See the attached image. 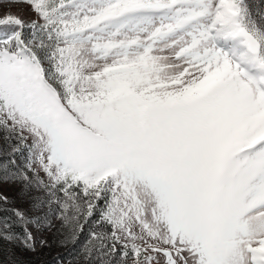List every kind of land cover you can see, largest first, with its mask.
Here are the masks:
<instances>
[{
  "label": "snow or ice",
  "instance_id": "snow-or-ice-1",
  "mask_svg": "<svg viewBox=\"0 0 264 264\" xmlns=\"http://www.w3.org/2000/svg\"><path fill=\"white\" fill-rule=\"evenodd\" d=\"M0 131V264H264V0H0Z\"/></svg>",
  "mask_w": 264,
  "mask_h": 264
},
{
  "label": "rangeland",
  "instance_id": "rangeland-1",
  "mask_svg": "<svg viewBox=\"0 0 264 264\" xmlns=\"http://www.w3.org/2000/svg\"><path fill=\"white\" fill-rule=\"evenodd\" d=\"M3 136V132L0 131V137ZM3 141L0 139V144ZM12 143L15 144L17 141L15 139L12 140ZM27 152L24 151L21 156L17 157L18 164L23 165L24 158H26ZM0 191H3L14 203L11 204H2L0 203V208H21L26 207V201L22 200L18 196V187L13 185H2L0 186ZM11 215V212H3L0 211V216ZM47 239L50 241V246L44 247L42 249H38L35 253L25 252L23 254L18 253L20 258L26 262V264H70L72 257L76 255L79 251V245L75 248L72 247H61L58 246L54 241L50 234H44ZM88 237V227L86 226L83 235L80 238V243L83 244Z\"/></svg>",
  "mask_w": 264,
  "mask_h": 264
}]
</instances>
